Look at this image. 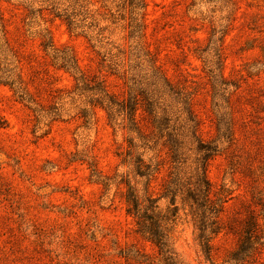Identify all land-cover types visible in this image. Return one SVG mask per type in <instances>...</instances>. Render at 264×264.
Masks as SVG:
<instances>
[{"label":"rangeland","instance_id":"1","mask_svg":"<svg viewBox=\"0 0 264 264\" xmlns=\"http://www.w3.org/2000/svg\"><path fill=\"white\" fill-rule=\"evenodd\" d=\"M53 1L60 12L86 14L84 20L76 16L77 32L55 17ZM144 1L145 47L168 80L192 94L204 141L215 139L217 118L197 53L212 27L228 25L221 52L229 86L219 103L227 107L222 111L231 118L233 136L219 140L220 152L207 167L211 198L224 200L211 262L186 211L170 224V238L182 264H230L228 256L246 230L264 241V0H232L228 24L227 10L215 0L192 8L194 0ZM119 5V0H0L6 69L20 75L36 103L20 101L0 84V264H156V247L140 237L126 211L125 181L137 182L140 192L145 182L118 156L128 149V132H114L99 108L85 125L79 115L89 108L85 97L42 47L47 30L56 48L73 50L87 76L103 79L109 93L125 97L124 71L135 43ZM4 71L0 65V76ZM52 111L59 114L53 121ZM141 116L137 110L142 124ZM158 160L160 168L148 185L153 197L161 195L169 173L165 150ZM158 207L163 214L170 210L165 199ZM138 253L148 261L141 262ZM248 264H264V245Z\"/></svg>","mask_w":264,"mask_h":264},{"label":"trees","instance_id":"2","mask_svg":"<svg viewBox=\"0 0 264 264\" xmlns=\"http://www.w3.org/2000/svg\"><path fill=\"white\" fill-rule=\"evenodd\" d=\"M120 9L127 14L128 38L134 41V49L128 54V66L124 71L126 95L119 99L108 92L105 81L97 76L90 78L80 68L73 50L64 47L56 48L49 31L42 33L44 51H50L53 66L63 70L73 78L74 89L78 95L85 97L86 105L79 111L84 124H90L94 118L95 108L103 110L108 125L114 132L126 130L128 149L119 153L121 164L131 166L135 178L145 179L144 188L140 192L129 180L125 181L127 214L135 220L136 231L146 242L157 249L156 264H182L173 249L170 238V224L180 210L186 211L196 232V240L206 261L211 262V242L220 232L218 217L223 209L224 200L220 197L211 198V184L207 177L209 161L220 152L219 140L231 141L232 124L226 110L219 103L220 97L227 90L229 83L222 75V42L227 33L228 25L221 28L212 27L205 48L198 51L197 56L208 75L212 91L213 113L216 116L217 134L215 139L204 141L200 135V123L193 111L192 94L168 80L156 58L145 47V9L144 0H119ZM202 1L195 0L190 4L194 7ZM228 12L225 21L231 20L232 0H215ZM52 2L55 17L62 18L68 30L77 32L80 26L76 16L85 13L60 12ZM82 7V6H81ZM189 8V9H190ZM191 10V9H190ZM124 13V14H125ZM212 17H210L211 19ZM125 19V18H122ZM4 24L0 17V65L4 73L0 76V84L9 86L17 94L20 101L36 104L18 73L14 69H6L7 48L4 39ZM93 40V39H90ZM101 44L100 39H94ZM5 45V47H4ZM105 58V56H104ZM105 61V59H103ZM112 73L116 74L115 67ZM142 112L141 121L137 122L136 112ZM53 120L59 117L52 111ZM136 135L133 138L132 135ZM135 139L138 142H135ZM165 150L169 161V173L160 196L153 197L148 185L158 172L161 163L159 153ZM165 199L170 205L168 213L163 214L158 201ZM262 238H256L251 228L240 238L237 247L228 256L230 264H248L252 260L259 245H264ZM145 263L148 260L139 254Z\"/></svg>","mask_w":264,"mask_h":264}]
</instances>
